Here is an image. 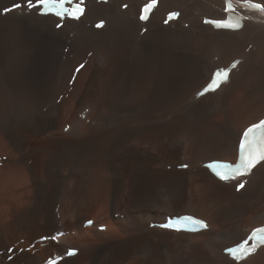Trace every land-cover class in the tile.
<instances>
[{"label": "bare ground", "instance_id": "6f19581e", "mask_svg": "<svg viewBox=\"0 0 264 264\" xmlns=\"http://www.w3.org/2000/svg\"><path fill=\"white\" fill-rule=\"evenodd\" d=\"M148 1L87 0L79 21L62 23L26 6L4 14L24 0H0L2 264H44L68 248L77 256L59 264H264V247L241 263L223 252L264 225V162L227 183L203 166L235 162L241 133L264 118V13L230 32L204 24L226 16L223 0H159L143 24ZM173 11L178 20L165 25ZM236 59L229 81L198 99L213 71ZM63 117L71 122L60 126ZM95 139L109 162L93 155ZM15 156L22 166H9ZM182 214L209 229L150 227Z\"/></svg>", "mask_w": 264, "mask_h": 264}, {"label": "snow or ice", "instance_id": "6c2138e0", "mask_svg": "<svg viewBox=\"0 0 264 264\" xmlns=\"http://www.w3.org/2000/svg\"><path fill=\"white\" fill-rule=\"evenodd\" d=\"M75 3L76 7L72 8L70 5ZM83 4V0H24V4L16 3L13 8L3 9V13L13 11L14 9H21L27 7V9H36L40 15H55L63 20L65 17H70L73 19H80L84 14V9L80 5ZM156 0H149V3L145 5L143 14L140 16L141 20H147L149 18L148 13L155 6ZM258 7H264V5H258ZM227 11H232L230 0L228 3ZM178 13H171L168 17L169 20L174 19ZM206 23L215 24L219 28H225L229 30H236L239 25H233L232 23L225 22L223 20H213L205 21ZM167 23V21H166ZM57 24V27H60ZM103 23L96 25V27H102ZM234 62L229 68H218L216 69L212 77L206 86L202 89L198 95H205L209 92L217 91L222 84L226 83L229 78V73L233 68L236 67ZM238 150V162L235 164L227 163L222 160H210L205 167H207L211 172L215 174L221 181H230L237 179L241 176L248 175L253 168L264 162V120L259 121V123L252 124L247 127L240 135V139L237 146ZM186 167V165H184ZM238 190L244 187V183H240ZM187 224L192 226H198L199 228H207L208 225L205 221L192 216H186L182 218ZM91 223V222H89ZM176 230H180L177 228ZM42 239H48V237H43ZM51 239L55 240L56 237L53 236ZM249 240H259L260 243L264 244V228H257L252 230L248 239L244 240L235 247L228 248L227 251L237 260L244 258L251 251H254L257 245L254 243L249 247ZM75 250L68 252V255H74ZM49 264H57V261L52 260Z\"/></svg>", "mask_w": 264, "mask_h": 264}, {"label": "rangeland", "instance_id": "374dc122", "mask_svg": "<svg viewBox=\"0 0 264 264\" xmlns=\"http://www.w3.org/2000/svg\"><path fill=\"white\" fill-rule=\"evenodd\" d=\"M90 25V24H89ZM88 25V26H89ZM89 27H91V25L89 26ZM79 67V66H78ZM78 69L79 68H76V70H74V71H76V72H78ZM74 80H75V76L72 78V82H70L69 83V88H68V85H67V87L63 90V93L61 94V99H59V100H57V103L58 104H55L56 106H59V104H60V102L62 101V99H64V97L65 98H68L69 96H70V93L69 92H71V90H70V88H73V86H74ZM98 91H100L99 92V95H102V89H99ZM69 93V94H68ZM63 96V97H62ZM68 96V97H67ZM160 120H162V118L160 119ZM71 122V118L69 119L68 117H63V120H61V122H60V126H62L64 123H70ZM70 127V126H69ZM66 128H68V127H66ZM70 129H71V127H70ZM66 130V129H65ZM64 130V132H62V130H60L61 131V134H67L68 132H69V130L67 131H65ZM51 134H53V133H51ZM51 134H49L48 136H49V139L51 138ZM43 138H44V136H42ZM46 137V136H45ZM94 142H96V148H94L93 150H92V153H93V155L95 156V157H97V158H99V160H103V162L104 163H106V162H109V160L110 159H108L107 160V157H108V151L106 150V148H105V143H104V139H95L94 140ZM13 158V160L12 161H9L8 163H9V166L10 165H17V166H22L23 164H22V162L20 161V157L19 156H15V157H12ZM16 158V159H15ZM69 159H71V158H69ZM156 166H159V165H156ZM155 167V166H154ZM154 167H153V169H154ZM170 167H171V165H168L167 166V168H169L170 169ZM168 169V170H169ZM133 172V171H132ZM38 174H39V177H41L42 175H43V173L42 172H40L39 170H38ZM91 176H89V175H85V176H83L82 177V180H83V182H87V181H90L89 183H91L92 181H93V179H91L90 178ZM105 179V182L106 183H109V182H111L112 181V177H109V179H108V177H106V178H104ZM122 179V178H121ZM118 180H120V179H118ZM121 181V180H120ZM88 183V182H87ZM93 183H94V181H93ZM50 181L49 180H47V181H44L43 182V186L45 187L46 185H49L50 186ZM120 190H122V188L120 189ZM113 207V205L111 204L110 206H109V208H112ZM83 215H85V214H87V208L86 209H84L83 210V213H82ZM95 215H96V211L95 210H93V211H91V212H89V218L90 219H93L94 217H95ZM122 215V214H121ZM115 217L116 218H118V219H122V218H119L120 217V215L119 214H116L115 215ZM122 217V216H121ZM103 222H105L104 220H103ZM75 236V235H74ZM48 237H51V236H48ZM37 244H39V242H38V240H37ZM33 245V244H32ZM13 255V254H12ZM4 256H6V255H4ZM7 261H11V260H7ZM0 264H2L1 263V261H0Z\"/></svg>", "mask_w": 264, "mask_h": 264}]
</instances>
